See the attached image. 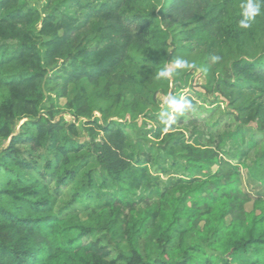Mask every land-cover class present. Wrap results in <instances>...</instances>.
Masks as SVG:
<instances>
[{"label": "trees", "instance_id": "1", "mask_svg": "<svg viewBox=\"0 0 264 264\" xmlns=\"http://www.w3.org/2000/svg\"><path fill=\"white\" fill-rule=\"evenodd\" d=\"M44 2L0 0V264H264V4L245 30L246 0ZM162 31L212 61L234 125L185 110L133 139L91 120L97 99L135 93L121 72ZM51 70L61 97L73 85L66 110L89 141L40 115Z\"/></svg>", "mask_w": 264, "mask_h": 264}, {"label": "rangeland", "instance_id": "2", "mask_svg": "<svg viewBox=\"0 0 264 264\" xmlns=\"http://www.w3.org/2000/svg\"><path fill=\"white\" fill-rule=\"evenodd\" d=\"M21 2L38 10H41L45 3L44 0H21ZM87 32L89 30L85 29L78 38ZM158 42L160 45L149 49L146 55L133 56L121 72L125 75L135 74L137 76L139 86L135 89V93L126 95L122 99L123 101L119 103L97 99L95 101L96 110L92 113L91 120L97 121L99 124H105L110 121L124 123L133 139L139 136L142 137L147 130L158 127V124L149 120V117L153 116L156 119L168 121L167 117H162L160 114L168 111L164 102L165 96L173 95L177 98L192 99L194 101L192 114L195 116L209 118L210 121L222 119V123L234 125L236 115L234 107L230 106L218 91L210 85L213 71L212 61L209 59L207 61L204 53L199 49H195L193 44L180 42L177 37L166 31L161 32ZM240 56L239 53H235L233 59H237ZM176 58L184 59L195 65V67L185 70H174L171 78L157 80L158 71L166 65H170ZM228 63L229 61L225 65L227 66ZM107 81L112 85L111 93L114 94L116 81L113 78H109ZM60 83L61 80L56 77L55 70L49 71L44 85L46 98L41 106L40 115L53 119L64 126L65 129L70 125H74L77 133L75 136L69 133L70 137L77 142L89 141L85 125L86 120L82 119L75 122L74 118L66 110V103L73 97V85L68 87L67 96L61 97ZM90 90L91 88H88V91ZM133 99H135V103L132 105L131 101ZM101 111H105V115ZM184 112L183 114H175L173 121H176L181 116L184 117ZM246 129L251 134L256 129L255 123H252ZM18 130L19 125L16 127L15 134ZM187 132L186 135H188ZM143 139H147V136ZM245 139L248 140L249 136H246ZM8 143V140L4 141L2 147L4 148ZM246 156L247 161H250L253 158V152L247 151ZM155 171L156 168L153 167L152 172H158V170ZM242 172L243 190L251 195L260 193L263 189L257 188L254 183L249 181L246 171L243 170ZM160 177L163 180H167L166 175L162 174ZM147 195H150V193H147ZM182 227L187 228V225L183 223Z\"/></svg>", "mask_w": 264, "mask_h": 264}, {"label": "clouds", "instance_id": "3", "mask_svg": "<svg viewBox=\"0 0 264 264\" xmlns=\"http://www.w3.org/2000/svg\"><path fill=\"white\" fill-rule=\"evenodd\" d=\"M264 4V0H246V2L240 5L241 19L238 22L240 29H250L255 18L261 12V5ZM213 62L220 60L219 56H214L212 58ZM195 67V65L190 64L188 61L176 58L171 62L170 65H166L164 68L158 71L156 75L157 80L171 78L174 74V70H185ZM164 102L167 106L168 111L161 112L162 117H167L168 121H173L175 119V114H183L185 110H194V105L191 100L180 97L177 98L173 95L165 96Z\"/></svg>", "mask_w": 264, "mask_h": 264}]
</instances>
